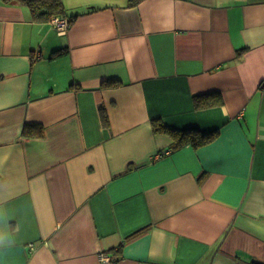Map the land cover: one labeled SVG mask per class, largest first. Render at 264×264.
I'll use <instances>...</instances> for the list:
<instances>
[{
  "label": "crops",
  "instance_id": "obj_1",
  "mask_svg": "<svg viewBox=\"0 0 264 264\" xmlns=\"http://www.w3.org/2000/svg\"><path fill=\"white\" fill-rule=\"evenodd\" d=\"M130 1L0 0V264H264V0Z\"/></svg>",
  "mask_w": 264,
  "mask_h": 264
},
{
  "label": "trees",
  "instance_id": "obj_2",
  "mask_svg": "<svg viewBox=\"0 0 264 264\" xmlns=\"http://www.w3.org/2000/svg\"><path fill=\"white\" fill-rule=\"evenodd\" d=\"M13 1H20L25 4L29 11L32 12V17L39 21H49L55 15L67 16V10L65 9L63 0H4L6 3ZM140 0H131L130 4H136ZM69 21H72L76 16H67ZM60 53V52H59ZM107 85H117L119 82L115 80H107ZM195 104L197 106L213 105L215 103H221L222 98L220 94H202L194 96ZM102 120L105 125H108V115L105 110L101 109ZM154 133H163L172 137L171 149L175 150L183 145H191L192 147H201L207 143L214 141L218 136V130L216 131H200L198 128L192 129H176L161 121L160 119H154L152 121ZM22 133L25 136H43L44 127L41 124H29L26 123L22 129ZM121 248V246H119ZM118 248V250H119Z\"/></svg>",
  "mask_w": 264,
  "mask_h": 264
},
{
  "label": "built area",
  "instance_id": "obj_3",
  "mask_svg": "<svg viewBox=\"0 0 264 264\" xmlns=\"http://www.w3.org/2000/svg\"><path fill=\"white\" fill-rule=\"evenodd\" d=\"M51 22H53V25L55 26V28L59 31V32H64L67 28H68V24H69V19L68 17H63V16H55L54 18H52ZM168 152L165 153H158L156 158L158 159V157H161L163 154H167ZM98 258L102 261V262H113L114 260H117L118 258L116 256H110L107 255L106 253L102 252L99 253Z\"/></svg>",
  "mask_w": 264,
  "mask_h": 264
}]
</instances>
